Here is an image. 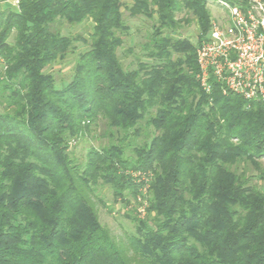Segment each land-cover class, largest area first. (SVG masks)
<instances>
[{"label":"trees","instance_id":"1","mask_svg":"<svg viewBox=\"0 0 264 264\" xmlns=\"http://www.w3.org/2000/svg\"><path fill=\"white\" fill-rule=\"evenodd\" d=\"M208 1L134 0L130 16L153 23L135 68L118 54L130 33L122 0L0 8V264H264V190L248 172L264 180V103L214 78L202 89ZM183 11L197 44L175 34L189 23ZM87 21L90 41L62 32ZM80 42L87 49L58 88L50 69ZM101 124L111 143L80 164L71 146ZM101 185L147 200L126 241L100 221Z\"/></svg>","mask_w":264,"mask_h":264},{"label":"rangeland","instance_id":"2","mask_svg":"<svg viewBox=\"0 0 264 264\" xmlns=\"http://www.w3.org/2000/svg\"><path fill=\"white\" fill-rule=\"evenodd\" d=\"M13 0H0V6H10ZM134 0H122L124 7L122 8L124 20L130 27V33L124 37V46L120 48L118 54L127 68H135L139 61H146L145 48L148 46L153 32L152 21L144 16L132 18L129 8L133 5ZM211 12L212 20L220 19L224 15V11L218 5H208ZM177 19H189V23H184L181 29L176 34L179 38H187L194 44L198 42L200 34L199 26L196 19L186 11L177 14ZM92 21H87L79 26L65 25L63 34L67 36H80L84 40L90 41V36L93 33ZM209 34V33H208ZM12 41V38L10 39ZM79 51L75 54H70L66 59L57 61L51 70V74L55 78L56 86L62 88L73 76L76 59L79 53L87 49V45L82 42L78 43ZM2 67L0 66V71ZM1 110V109H0ZM109 130L101 124L100 127H92L91 134L85 135L77 140L76 144L71 146L72 156L80 164H84L87 159L89 149L91 147H99L111 143ZM143 141L141 138L140 142ZM259 162L264 167V158ZM249 175L254 176V182L257 186L264 190V180H260L257 172L249 166ZM139 196L126 193V201L122 198L117 199L114 191L108 186H99L95 189L92 196V203L98 211L100 221L104 227L110 230L111 234L118 239L126 241L128 236L136 233L137 224L140 221L146 220L140 214ZM142 198H140L141 200Z\"/></svg>","mask_w":264,"mask_h":264},{"label":"built area","instance_id":"3","mask_svg":"<svg viewBox=\"0 0 264 264\" xmlns=\"http://www.w3.org/2000/svg\"><path fill=\"white\" fill-rule=\"evenodd\" d=\"M19 4L13 0L11 7ZM208 5L220 6L224 15L212 20L209 34L197 48L202 89L210 93L214 78L225 92L242 96L249 105L264 103V0H209ZM143 194L147 195L146 189ZM140 198L145 218L148 203Z\"/></svg>","mask_w":264,"mask_h":264},{"label":"crops","instance_id":"4","mask_svg":"<svg viewBox=\"0 0 264 264\" xmlns=\"http://www.w3.org/2000/svg\"><path fill=\"white\" fill-rule=\"evenodd\" d=\"M7 7H11V5L10 6H5V5H3V6L1 5L0 6V8H2V9H6Z\"/></svg>","mask_w":264,"mask_h":264}]
</instances>
